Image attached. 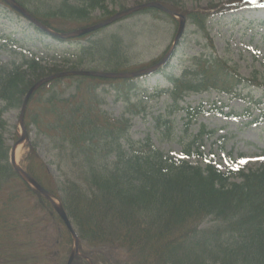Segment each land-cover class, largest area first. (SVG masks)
I'll return each instance as SVG.
<instances>
[{"label":"trees","instance_id":"trees-1","mask_svg":"<svg viewBox=\"0 0 264 264\" xmlns=\"http://www.w3.org/2000/svg\"><path fill=\"white\" fill-rule=\"evenodd\" d=\"M16 1L42 25L63 33L46 18L88 25L96 19L92 12L101 10L102 17L93 21L96 24L114 15L104 3L116 0H61L59 11L51 17L30 10L27 0ZM148 1L166 6L164 0ZM166 7L205 32L208 13ZM2 41L5 46L16 44L10 36L0 37ZM96 45L88 42L72 53L45 54L41 58L22 54L18 65L0 63V102L4 104L0 109V264H44L47 260L49 264H65L70 254L72 240L62 222L49 203L30 189L8 163L9 147L4 139L7 125L2 115L20 109L27 91L46 77L84 67L93 69L96 64L104 71H129L118 43L113 47L114 56L107 45L100 46L101 50ZM95 49L98 55L106 56L96 58ZM194 66L180 79L166 76L173 87L163 93L169 94L174 104L189 93L209 89L231 95L234 87L246 82L222 60L199 58ZM114 82L125 113L135 116L145 112L140 103H131L136 83ZM111 83L73 76L56 80L38 89L25 111L26 130L31 132L33 128L36 140H48L55 155L74 171L59 185L40 160L38 143H30L25 170L62 205L76 230L80 253L93 264L108 263V254H116L122 260L119 264H264V162L255 171L245 173L239 168L236 173L229 165L227 172L221 173L206 158L202 168L160 153L149 139L129 141V119H114L101 109L104 100L98 88ZM203 112L201 108L187 109L188 121ZM156 121L167 123L161 117ZM211 133L202 129L200 137ZM196 155L202 157L200 148ZM235 177L239 183L230 182ZM27 196L33 197V203L18 208ZM43 216L51 220V232L46 227L39 229L45 222ZM207 217L214 218L215 224L198 230ZM20 218L26 221L21 224ZM41 230L43 240L38 244L33 233ZM22 231L25 233L20 235ZM48 232L52 234L46 243L44 233ZM20 237V241L25 239L16 251ZM50 251L55 254L50 256ZM73 264L87 263L76 258Z\"/></svg>","mask_w":264,"mask_h":264},{"label":"rangeland","instance_id":"rangeland-1","mask_svg":"<svg viewBox=\"0 0 264 264\" xmlns=\"http://www.w3.org/2000/svg\"><path fill=\"white\" fill-rule=\"evenodd\" d=\"M60 2L61 0H27L26 7L40 16L51 17L56 11H59ZM147 2L148 0H116L114 3L106 1L104 7L107 6L109 11L116 13ZM164 2L166 6L173 5L180 11L210 13L205 33L199 32L196 26L186 22L184 37L168 68L164 70L166 75L180 76L182 70L190 65L193 58L203 55L206 58L221 59L246 81H261L264 84V3L262 4L264 0H164ZM71 5L77 6L75 3ZM224 10L227 12L222 13ZM91 16L97 20L102 17V12L95 10ZM46 21L64 32L87 27L94 23L93 21L88 25L78 22L65 23L59 17L46 18ZM177 26V23L163 13L156 11L134 13V15L128 16L125 20L103 29L91 37L70 40L71 42H58L48 36L38 34L24 19L0 7V36H10L17 43L13 46L10 44L5 46L3 42H0V46H5L0 49V63L4 65L18 64L22 60V54L28 56L29 53H34L37 57H41L44 52L78 50L85 46L87 41H93L94 45L99 42L96 45L99 50H101L100 45L105 46L106 44L113 56L116 54L113 47L118 43L120 51L125 54L126 60L121 58L126 61L125 69L137 70L149 66L153 61L164 56L173 43ZM95 54L96 58L103 56L102 54L98 55L96 49ZM116 59L120 61L118 57ZM92 66L94 67V65ZM86 68L84 67V69ZM135 81L146 92L143 93V96L140 94L137 98L133 97L132 102L143 100L145 113L130 118L129 141L138 143L149 139L162 154L183 159L185 158V149L194 144L193 138L198 134L199 129L204 127L207 131L214 132L212 136L203 137L202 141L203 153L213 159L215 167L224 171L227 163L231 162L247 170L258 168L263 160L262 155H264V122L254 123L253 119L259 115L264 116V90L238 87L237 93L244 99L229 97L215 90L202 94H191L178 105L184 109L204 105L205 110L208 111L214 107L216 112L199 116L185 128L183 124L186 123V119L183 112H175V109H172L171 112H168L171 116L166 120L168 122L167 131L166 127H159L155 123V119L159 115L165 116L166 109L172 103L167 96L154 95L155 89L160 90L169 86L166 78L163 75L151 74ZM103 87L106 93L102 96L104 100L102 109L114 118L122 117L125 110L122 98L111 87L107 85ZM0 107L3 108L2 103H0ZM247 108L253 115L252 117L233 118L228 116L229 113L242 115ZM173 112L175 113L173 114ZM124 117H127L126 114ZM2 119L7 125V132L4 135L5 145L10 148L14 145L15 134H20L19 110H8ZM171 123L172 125H170ZM29 135L28 140L26 139L18 145L17 165L26 166L25 159L29 152V141L37 142L36 152L54 181L62 185L72 177L74 172L72 167L55 155L52 150L53 146L47 144L48 140H36L33 128ZM194 148H196L195 144ZM190 162L203 166V162L196 156H192ZM231 182L237 181L232 179ZM27 197L28 199L22 202L18 208H24L33 203V197ZM43 218L45 222L40 224L39 229L46 227L51 232L54 229L51 220L44 216ZM25 221L21 219L20 223L23 224ZM215 222L214 218L207 217L200 222L197 229H208ZM12 224L14 225L15 221H12ZM50 232L44 233L46 243H48L49 235L52 234ZM24 233L22 231L20 235ZM22 237L18 238L16 251L22 246V240L25 239L20 241ZM42 237V230L33 233V239L37 240L38 244L42 243ZM53 252L50 251V255ZM106 256L110 260L105 264H119L122 261L116 254ZM44 264H49V261L47 260Z\"/></svg>","mask_w":264,"mask_h":264},{"label":"water","instance_id":"water-1","mask_svg":"<svg viewBox=\"0 0 264 264\" xmlns=\"http://www.w3.org/2000/svg\"><path fill=\"white\" fill-rule=\"evenodd\" d=\"M8 6H10L13 10H15L16 12H18L19 14H21L23 17H25L31 24H33L35 27L39 28L41 31L48 33L54 37L60 38V39H70V38H78V37H82L86 34L92 33L94 31H97L101 28H104L106 26H109L113 23H115L116 21L122 19L123 17L130 15L132 13L138 12L140 10H144V9H148V8H154L157 9L159 11H162L170 16H175L176 14L173 13L170 10H167L166 8H164L163 6L156 4V3H147V4H143L140 5L138 7H134L131 9H128L126 11L117 13L116 15H114L112 18H110L108 21L101 23L99 25L87 28V29H81L78 31H74L65 35H56L53 34L52 32L48 31L46 28L42 27L37 21H35L34 19H32L30 16H28L24 10L16 4V2L14 0H3ZM180 18V22H179V29H178V33L176 35L175 41H174V45L171 48V50L167 53V55L165 56V58L163 59L162 62H165L170 55L172 54V52L174 51L175 47L177 46L178 41L180 40V37L182 35L183 29H184V19L182 18V16L179 17ZM155 68H152L148 71H142L141 73L136 72V73H98V72H89V71H81V72H75L72 74H60V75H55L43 80H40L39 82H37L33 87H31V89L28 91L27 95L25 96L23 103H22V107L20 110V116H19V123H20V128L22 131V137L19 139V141L17 142V144L21 143L24 138L26 137L25 134V130H24V126H23V115H24V110L26 107V104L28 102L29 97L32 95V93L34 91H36L38 88H40L41 86L45 85L46 83L56 79V78H62V77H66L68 75H77V76H85V77H93V78H103V79H128V78H132V77H136L139 75H142L143 73H148V72H152L154 71ZM16 144V145H17ZM16 147V146H15ZM15 148H13L10 152V164L12 165L14 171L20 176V178L26 182L27 184H29L33 189H35L36 191H38L39 193H41L47 200L48 202H50V204L52 205V207L54 208V210L56 211V213L58 214V216L60 217V219L63 221L64 225L66 226V228L68 229L69 233L71 234V236L74 239V249L69 257V261L67 264H71L72 260L74 259V257L77 254V240H76V235L72 229V226L70 225L68 219L66 218L65 213L63 212V210L61 209L60 206L56 205L53 200L51 199V197L38 185L36 184L20 167L15 165Z\"/></svg>","mask_w":264,"mask_h":264},{"label":"bare ground","instance_id":"bare-ground-1","mask_svg":"<svg viewBox=\"0 0 264 264\" xmlns=\"http://www.w3.org/2000/svg\"><path fill=\"white\" fill-rule=\"evenodd\" d=\"M18 148H19V147L16 148V152L19 150ZM16 161H17V160H16Z\"/></svg>","mask_w":264,"mask_h":264},{"label":"snow or ice","instance_id":"snow-or-ice-1","mask_svg":"<svg viewBox=\"0 0 264 264\" xmlns=\"http://www.w3.org/2000/svg\"><path fill=\"white\" fill-rule=\"evenodd\" d=\"M235 170V169H234Z\"/></svg>","mask_w":264,"mask_h":264}]
</instances>
